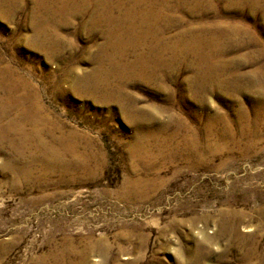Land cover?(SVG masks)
I'll return each instance as SVG.
<instances>
[{"label": "rangeland", "instance_id": "rangeland-1", "mask_svg": "<svg viewBox=\"0 0 264 264\" xmlns=\"http://www.w3.org/2000/svg\"><path fill=\"white\" fill-rule=\"evenodd\" d=\"M2 1L0 70L10 67L21 78L18 87L33 88L44 114L61 131L89 140L96 161L87 170L46 173L37 152L18 159L9 148L0 151V264H78L82 255L90 257L86 264H101L104 253L115 264H264V117L253 146L249 135L234 146L216 136L223 125H214L213 116L219 113L218 119L234 130L243 112L250 118L249 104L229 91L222 102L214 89H207L214 80L219 81L215 87H250V73L256 69L264 77V7H228L224 17L222 3L212 11L204 9V15L181 6L170 15L178 21L166 38L188 22L198 23L200 15L207 25L224 19L236 24L239 35L219 40L224 70L200 75L189 67L194 57L188 55L171 71L149 68L141 75L134 53L119 59L134 65L130 71L111 69L99 51L104 36L82 28L80 17L59 28L64 38L60 51H41L33 20L52 7H40L37 0ZM100 60L106 66L102 76L96 72ZM1 78L0 87H10ZM194 87L202 90L193 94ZM104 92L108 101L96 98ZM182 95L194 102L182 103ZM128 111L136 114L128 117ZM171 117L184 120L199 143L212 148L191 152V159L187 153L184 160L163 154L152 162H132L128 150L145 132L142 124L148 126L146 134L172 135L178 127ZM180 132L176 142L181 145ZM134 165H144L148 177L139 168L133 173ZM25 170L29 176L23 179L18 172ZM135 174L155 180L154 186L144 191L126 187Z\"/></svg>", "mask_w": 264, "mask_h": 264}, {"label": "bare ground", "instance_id": "bare-ground-1", "mask_svg": "<svg viewBox=\"0 0 264 264\" xmlns=\"http://www.w3.org/2000/svg\"><path fill=\"white\" fill-rule=\"evenodd\" d=\"M14 1L9 0L12 4ZM218 3L223 4L219 11L223 12L224 17H226V14L228 15L229 10L226 9L228 7L230 9H239L242 6H250L255 9L260 6L264 7V0H37L38 6L52 8L49 14L48 12L38 13L34 18L33 23L37 27L34 40L38 43V48L41 51L46 53L58 52L62 49V40L64 39L59 34V28L80 17L84 19L82 28L88 26L89 33L94 32L104 36L105 40L99 51L103 54V57L105 56L108 59L106 60L108 61L107 65L117 72L126 73L134 68V65L128 61L122 64L119 60L120 58H127L126 56L131 53L136 56L133 64H136L138 68L136 71L141 75L146 73L149 68L156 71V73H162L165 70L171 71L176 65L184 64L188 55H192L194 62L189 67L194 68L200 75L205 71L212 73V69H214L215 76L217 71L225 68L224 61L220 63L218 60L224 54V50L221 49L222 46L219 45V40L231 39L239 35L240 30L235 26L236 24H232L233 22L229 19H224V21L214 22L213 25H207L205 17L203 18L200 15L198 23L188 22V25L181 28L174 36L166 38L165 32L175 26L178 20L172 19L170 15L174 12L179 13L181 6L190 13L204 15L202 13L204 9L212 11ZM85 14H87L88 19H85ZM261 23L264 25L263 21ZM218 27H223V29L217 30ZM245 30L247 31V28ZM199 51H203L200 52L201 55H199ZM212 63H214V67L211 65ZM105 68L103 61L100 60L96 72L102 76L106 70ZM117 68H120V70ZM1 70V79L4 83L8 82L10 87H0V151L9 148L18 159H21V156L26 152L32 155L37 152V160L40 166L46 170V173L55 171L66 173L73 171L74 168L89 169L90 162L96 161V150H93L90 141L84 140L83 137L76 136L71 132L61 131L62 126L57 121L48 118L47 114H44V109L37 100L39 99L38 94L32 90L33 88L18 87L16 81H20L21 78L16 76L14 70L10 67ZM250 79L251 81L248 83L250 87H215L216 84H219V81L214 80V87L207 88L208 91L214 89L215 96L222 102L225 100V96L222 94L229 91L228 95H240L249 104L250 118L243 112V118L238 120L237 126L234 127V130L236 128L238 132H234L233 127L219 120V113H215L213 116L214 125H217V122H221L223 125L216 136L229 139L234 146H239L240 138H245L248 135L251 136L250 143L253 146L257 139L258 125L264 117V77L261 76L260 69L252 71ZM257 79H259V82H256ZM201 90L202 87H194L192 93L198 94ZM84 92L88 94L91 92L93 95L101 93L95 91ZM251 92L257 94V96L254 95L256 97H253ZM106 94L104 92L103 97L98 95L96 98H103L102 100L108 101V95ZM181 101L182 103L194 102L184 95L181 96ZM128 112V117H134L136 114L135 112ZM170 121L176 122L178 130L172 135L164 134L163 137L146 134L148 126L146 123L142 124L145 132L136 136L133 146L128 150L132 162L139 160L152 162L154 159L161 158L163 154L168 157L175 154L184 160L183 155L187 153L188 158L191 159V152L199 154L203 150L209 151L212 148L210 144L202 146L199 143L197 132L189 129L184 120L171 117ZM141 123H139L140 128H142ZM168 126L161 127L162 131L166 130ZM180 130L184 132L182 133L181 145L176 142L177 136L181 134ZM212 134L211 131L207 132L210 142L214 138ZM144 165L143 168L134 165L131 170L133 173H137L139 168L144 171V176L148 177ZM5 166L11 168L10 163ZM18 173L23 179L29 176L27 170ZM137 175L128 178L125 186L137 191H144L143 187L154 186L155 180H145L143 176ZM151 179L156 178L152 177ZM245 228L249 229L250 227L246 225ZM229 229L236 228L230 225ZM81 258L78 264H86L90 260L89 255H82ZM49 260L53 261L56 258L52 257ZM107 260V255L104 253L101 256L100 263L115 264ZM60 262L57 264H60ZM61 264L64 263L61 262Z\"/></svg>", "mask_w": 264, "mask_h": 264}]
</instances>
